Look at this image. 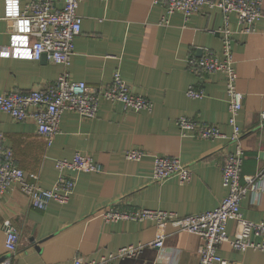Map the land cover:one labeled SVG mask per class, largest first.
Instances as JSON below:
<instances>
[{"label":"crops","instance_id":"1","mask_svg":"<svg viewBox=\"0 0 264 264\" xmlns=\"http://www.w3.org/2000/svg\"><path fill=\"white\" fill-rule=\"evenodd\" d=\"M28 1L18 0L20 9ZM52 1L55 7L63 4V0ZM77 13L81 29L67 67L70 77L102 89L118 70L131 90L148 98L152 106L134 110L120 101L100 99L92 118L64 110L59 132L49 145L32 120H14L0 111V159L3 150H10L13 163L25 174L36 173L41 187L50 188L57 181L55 160L71 158L76 151L102 166L100 172H78L67 202L50 201L43 210L33 208L16 183L0 192V258L7 254L2 222L10 220L19 232L10 264H70L76 256L98 259L125 244L152 240L155 224L151 220L105 222L95 214L118 200L132 208L186 215L214 208L226 195L220 164L234 144L228 138L232 129L227 122L224 74L194 73L187 67L189 55L199 57L211 51L220 56V34L209 29L222 24L221 12L203 7L184 18L178 11L166 15L164 7L151 0H80ZM163 16L168 20L162 21ZM230 19L235 85L243 93L236 116L245 154L241 174H254L264 168L260 154L264 152V123L259 115L264 108V0L253 30H238L235 17ZM9 30L4 0H0V46L8 44ZM63 69L45 54L39 59L0 55V92L44 87ZM188 86L201 88L203 95L188 96ZM182 115L216 124L226 137L183 134L176 124ZM129 148H141L147 154L128 160L125 151ZM154 154L178 157L190 167V179L152 180ZM63 174L73 172L64 170ZM254 196L245 194L240 212L245 219L259 221L264 219V192L257 201ZM235 229L236 223L228 221L226 232L232 234ZM200 243L196 234L168 228L162 247H145L140 254L114 264H197ZM218 253L227 264H264V251H236L227 242L219 244Z\"/></svg>","mask_w":264,"mask_h":264},{"label":"built area","instance_id":"2","mask_svg":"<svg viewBox=\"0 0 264 264\" xmlns=\"http://www.w3.org/2000/svg\"><path fill=\"white\" fill-rule=\"evenodd\" d=\"M79 1L63 0L61 7H55L52 0H30L20 9L18 0H4V17L9 22L10 30L9 42L6 46H0V55L39 59L45 54L54 63L64 66L56 79L44 87L0 92V111L6 112L14 120H32L37 133L44 137L48 145L59 132L60 115L64 110L74 111L83 118H92L97 114L100 99L120 101L125 107L134 110H150L152 106L148 98L131 90L118 70L113 73L111 82L102 89L90 87L84 81L70 77L67 67L74 52V38L81 29V16L77 13ZM151 1L153 4L162 5L166 15L178 11L187 18L201 11L203 7L217 8L222 14V24L209 29L210 32L217 31L220 34V56L211 51L199 57L189 55L187 67L194 73L220 71L224 74L227 122L232 129L228 138L234 144V149L225 154L220 164L221 182L226 188V195L214 208L186 215L163 209L132 208L121 200L107 204L95 212L103 221L151 220L155 224L154 238L148 242L125 244L98 259L76 256L70 264H114L117 260L140 254L145 247L160 248L164 244L168 228L193 233L201 238L197 264H227V260L218 253L219 244L222 242H227L236 251H264V219L248 220L240 212V201L247 192H252L256 201L264 192V168L254 174H241L245 154L236 116L242 107L243 93L235 85L237 73L231 49L234 28L231 27L230 19L231 15L235 17L238 30H253L254 23L260 16L263 0ZM165 16L162 17L164 22L168 20ZM186 94L190 97H201L203 90L188 86ZM259 115L262 124L264 108ZM176 124L183 134L196 138L226 137L216 124L197 121L188 116H178ZM146 154L141 148H129L125 151V158L140 160ZM54 165L59 171L58 179L50 188H43L37 182L36 173L25 174L13 163L10 150H3V158L0 159V192L16 183L27 194L30 205L43 210L50 201L67 202L74 190L78 172L102 171L99 162L78 151L71 158L56 159ZM64 170L73 174L65 176ZM191 174L190 167L178 157L153 155L152 180L161 181L176 176L180 182H185L190 179ZM27 177L32 181H28ZM230 220L236 223L232 234L226 232V225ZM2 227L7 254L0 260V264H10L11 255L17 249L19 232L8 219L2 222ZM255 237L260 239L256 240Z\"/></svg>","mask_w":264,"mask_h":264},{"label":"water","instance_id":"3","mask_svg":"<svg viewBox=\"0 0 264 264\" xmlns=\"http://www.w3.org/2000/svg\"><path fill=\"white\" fill-rule=\"evenodd\" d=\"M263 153V155H264V152H260V154H262ZM5 257V256H4ZM3 258V257H2ZM2 258H0V260L2 259Z\"/></svg>","mask_w":264,"mask_h":264}]
</instances>
